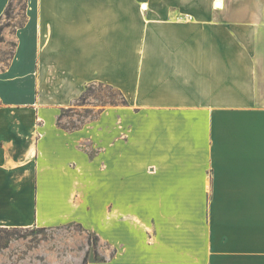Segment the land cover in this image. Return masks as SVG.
I'll return each instance as SVG.
<instances>
[{"label": "crops", "instance_id": "crops-1", "mask_svg": "<svg viewBox=\"0 0 264 264\" xmlns=\"http://www.w3.org/2000/svg\"><path fill=\"white\" fill-rule=\"evenodd\" d=\"M24 12L0 70V228L77 224L101 243L87 264H264V0ZM90 83L127 102L60 126Z\"/></svg>", "mask_w": 264, "mask_h": 264}, {"label": "rangeland", "instance_id": "rangeland-1", "mask_svg": "<svg viewBox=\"0 0 264 264\" xmlns=\"http://www.w3.org/2000/svg\"><path fill=\"white\" fill-rule=\"evenodd\" d=\"M24 0H12L10 15L0 18V70L9 63L15 41L11 31L23 22ZM126 99L115 88L101 83L86 85L74 104L59 116V125L69 129L84 119H95L103 107L123 106ZM98 237L77 224L56 228L30 226L0 228V264H81L94 255Z\"/></svg>", "mask_w": 264, "mask_h": 264}, {"label": "trees", "instance_id": "trees-1", "mask_svg": "<svg viewBox=\"0 0 264 264\" xmlns=\"http://www.w3.org/2000/svg\"><path fill=\"white\" fill-rule=\"evenodd\" d=\"M26 1H27V0H24V2H23V6H22L23 22H22L21 25H23L24 20H25V12H24V11H25V8H26ZM12 8H13L12 0H9V2H8L7 6H6L5 10H4V15H10L11 12H12ZM21 25H20V26H21ZM121 95H122V94H121ZM94 253H95V254H94L95 258H98V257H97V254H96V251H94ZM81 264H87V258H86V256L82 259Z\"/></svg>", "mask_w": 264, "mask_h": 264}, {"label": "bare ground", "instance_id": "bare-ground-1", "mask_svg": "<svg viewBox=\"0 0 264 264\" xmlns=\"http://www.w3.org/2000/svg\"><path fill=\"white\" fill-rule=\"evenodd\" d=\"M221 5V4H220Z\"/></svg>", "mask_w": 264, "mask_h": 264}]
</instances>
